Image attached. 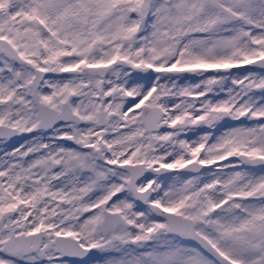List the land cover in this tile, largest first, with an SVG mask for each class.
Segmentation results:
<instances>
[{"label":"snow or ice","instance_id":"snow-or-ice-1","mask_svg":"<svg viewBox=\"0 0 264 264\" xmlns=\"http://www.w3.org/2000/svg\"><path fill=\"white\" fill-rule=\"evenodd\" d=\"M0 264H264V0H0Z\"/></svg>","mask_w":264,"mask_h":264}]
</instances>
